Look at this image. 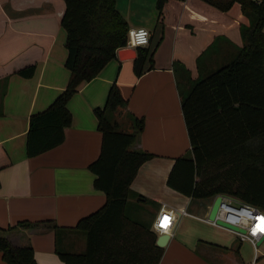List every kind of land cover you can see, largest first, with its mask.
Wrapping results in <instances>:
<instances>
[{
  "label": "crops",
  "instance_id": "obj_1",
  "mask_svg": "<svg viewBox=\"0 0 264 264\" xmlns=\"http://www.w3.org/2000/svg\"><path fill=\"white\" fill-rule=\"evenodd\" d=\"M115 7L127 28L148 29L147 43L134 47L133 56L116 54L93 77L80 81L66 102L70 121L63 127L62 140L28 156L29 114L44 108L69 74L63 64L65 32L59 23L63 0H0V227L19 219H50L70 227L104 201L87 167L101 141L92 109L103 104L108 86L115 82L125 104L116 108L112 118L118 128L130 131L132 115L141 117L142 125L130 147L152 153L139 164L129 184L132 192L142 195L129 196L136 199V216L151 227L162 203L188 211L167 230L157 264H246L252 256H242L233 241L224 246L229 254L224 262L203 261L194 253L209 249L206 244L219 245L203 238L195 222L234 233L205 219L209 198L191 199L165 182L173 158L189 148L180 91L190 80L225 63L241 46L239 25L247 21L238 2L221 9L210 0H165L160 14L155 0H115ZM141 48L147 49L150 60L136 75L132 61ZM30 64L34 65L30 76L15 72ZM8 233L14 244H30L39 264H61L55 245L70 251L84 247L83 233L73 229L58 231L56 243L53 230L42 224ZM259 261L258 255L255 264ZM0 264H9L1 254Z\"/></svg>",
  "mask_w": 264,
  "mask_h": 264
},
{
  "label": "trees",
  "instance_id": "obj_2",
  "mask_svg": "<svg viewBox=\"0 0 264 264\" xmlns=\"http://www.w3.org/2000/svg\"><path fill=\"white\" fill-rule=\"evenodd\" d=\"M165 0H155L160 14ZM221 9L233 1L240 5L247 23H240L242 44L223 64L189 81L180 91V110L189 148L173 158L165 182L174 190L201 199L223 193L264 209V1L210 0ZM59 23L65 32L63 64L69 74L64 87L42 109L29 114L25 153L34 155L63 138L69 124L66 102L80 81L93 77L126 44L127 23L115 0H63ZM138 47V46H135ZM150 54L137 49L132 61L136 75ZM34 65L15 72L30 76ZM125 104L117 84L110 83L104 102L93 107L101 141L97 156L87 167L92 185L104 193V201L77 218L72 226L56 225L50 219H19L0 227V254L9 264H39L30 244H14L9 231L36 224L58 231L73 229L84 235L80 251L55 252L61 264H157L162 247L149 223L127 212L129 184L139 164L152 153L131 148L142 125L132 115L133 129L117 127L113 112Z\"/></svg>",
  "mask_w": 264,
  "mask_h": 264
},
{
  "label": "built area",
  "instance_id": "obj_3",
  "mask_svg": "<svg viewBox=\"0 0 264 264\" xmlns=\"http://www.w3.org/2000/svg\"><path fill=\"white\" fill-rule=\"evenodd\" d=\"M148 37L149 31L146 27H128L126 30V44L121 47H135L138 45H143L147 43ZM187 213L188 211L185 209V207H171L162 203L156 212L151 228L156 233L167 232V230L170 229L175 223L177 216ZM165 216L169 218V223L166 228H163L160 226V223L162 218ZM257 217H264L263 208L239 199H235L230 195L222 193L220 202L218 203L214 214V218L208 219L205 216V219L211 223L217 224L215 222V218H219L237 227L243 228V231L232 228L228 229H230L236 235L238 240L246 239L251 243L253 255L246 264H255V261L258 257V244L256 243V240L262 239L264 237V233H253V229L256 228L257 224L260 223V221L257 220Z\"/></svg>",
  "mask_w": 264,
  "mask_h": 264
},
{
  "label": "rangeland",
  "instance_id": "obj_4",
  "mask_svg": "<svg viewBox=\"0 0 264 264\" xmlns=\"http://www.w3.org/2000/svg\"><path fill=\"white\" fill-rule=\"evenodd\" d=\"M239 7H240V5H239ZM243 16L246 18V21H248L247 16L245 14H243ZM208 198H209L208 201H210L211 198L210 197H208ZM135 201H136L135 198L131 199V197H129V202L127 205V212L130 216H133V217H137L136 213H135L136 210L134 209V208H136ZM188 221H190V220H188ZM195 225L199 228V230L202 234L201 236L203 238H205L211 242H215V243L219 242V245H215V246H213L214 244H206L207 247H209V249L200 248V249H202V251H198V250L194 251V253H196L203 261L224 262V261L228 260V256H227V254H228L227 249L228 248H226L224 246H227L230 241L238 243L239 251L241 252L242 256H247L248 258H250V256H252V247H251L250 243L247 242L246 240H240L239 241L236 238L235 234H232L229 232H223L222 230H220V227H218L216 225H212V224L207 223V222H195ZM261 248H264V240L260 244H258L259 251L261 250ZM262 251H264V249H262ZM262 251L259 252V254H258L260 261L257 262V264H259L260 262L262 264H264V257H263Z\"/></svg>",
  "mask_w": 264,
  "mask_h": 264
},
{
  "label": "water",
  "instance_id": "obj_5",
  "mask_svg": "<svg viewBox=\"0 0 264 264\" xmlns=\"http://www.w3.org/2000/svg\"><path fill=\"white\" fill-rule=\"evenodd\" d=\"M133 50H134V47H130V46L129 47H122V48L117 49L116 54L120 58L127 57L129 55V53L131 56H133L134 55ZM221 195H222V193H216L211 197V200H210V203L208 205L207 212H206V217L208 219L214 218V214H215V211L217 209V205L220 202ZM215 222L217 224L224 226V227H227V228H232L235 230L243 231V228L237 227V226H235L231 223H228L226 221H223L219 218H215ZM167 238H168L167 232L158 233L156 235V238H155V243L159 246H162L165 244ZM259 241H260V239H257L256 243H258Z\"/></svg>",
  "mask_w": 264,
  "mask_h": 264
},
{
  "label": "snow or ice",
  "instance_id": "obj_6",
  "mask_svg": "<svg viewBox=\"0 0 264 264\" xmlns=\"http://www.w3.org/2000/svg\"><path fill=\"white\" fill-rule=\"evenodd\" d=\"M257 220L260 221L259 224H257L256 228L253 229V233L256 234V232L264 233V217H257ZM169 223V218L167 216L163 217L160 223V226L163 228H166Z\"/></svg>",
  "mask_w": 264,
  "mask_h": 264
}]
</instances>
